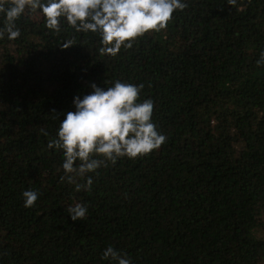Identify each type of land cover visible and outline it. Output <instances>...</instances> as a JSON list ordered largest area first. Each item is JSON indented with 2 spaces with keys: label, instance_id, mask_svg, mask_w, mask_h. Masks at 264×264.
I'll return each instance as SVG.
<instances>
[{
  "label": "trees",
  "instance_id": "trees-1",
  "mask_svg": "<svg viewBox=\"0 0 264 264\" xmlns=\"http://www.w3.org/2000/svg\"><path fill=\"white\" fill-rule=\"evenodd\" d=\"M185 2L116 57L28 10L20 36L0 39V264H115L109 245L132 264H264V0ZM116 79L144 85L166 141L74 191L48 140L74 95ZM77 202L88 211L73 221Z\"/></svg>",
  "mask_w": 264,
  "mask_h": 264
},
{
  "label": "clouds",
  "instance_id": "clouds-1",
  "mask_svg": "<svg viewBox=\"0 0 264 264\" xmlns=\"http://www.w3.org/2000/svg\"><path fill=\"white\" fill-rule=\"evenodd\" d=\"M234 5L236 0H227ZM185 0H0V39L9 41L20 36L16 21L25 11L38 12L44 27L59 32L61 23L76 32L97 34L101 55L116 57L123 48L130 49L138 37L164 29L176 11L186 7ZM73 45L65 41L62 48ZM264 65V50L256 61ZM91 91L74 95V110L65 111L56 129L55 138L47 148L59 150L63 160L61 180L67 178L74 191L90 190L92 175L101 166L127 157L136 159L158 150L166 141L153 120V99H141L144 85L116 79L109 87L90 84ZM45 136L48 132L40 129ZM98 174V173H97ZM77 177L83 181L78 182ZM38 192H22L23 206L31 208L38 200ZM75 221L86 216V203L77 202L66 209ZM102 258L115 264H132L127 254L107 246Z\"/></svg>",
  "mask_w": 264,
  "mask_h": 264
}]
</instances>
